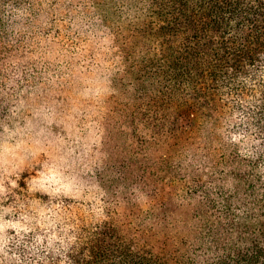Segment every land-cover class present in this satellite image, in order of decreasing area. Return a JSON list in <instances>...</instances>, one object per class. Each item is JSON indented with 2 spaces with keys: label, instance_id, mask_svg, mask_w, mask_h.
I'll use <instances>...</instances> for the list:
<instances>
[{
  "label": "trees",
  "instance_id": "trees-1",
  "mask_svg": "<svg viewBox=\"0 0 264 264\" xmlns=\"http://www.w3.org/2000/svg\"><path fill=\"white\" fill-rule=\"evenodd\" d=\"M71 2L100 40L73 64L111 91L104 144L120 156L97 174L99 202L45 198L50 234L0 264H264V0ZM42 9L0 0V62Z\"/></svg>",
  "mask_w": 264,
  "mask_h": 264
},
{
  "label": "rangeland",
  "instance_id": "rangeland-1",
  "mask_svg": "<svg viewBox=\"0 0 264 264\" xmlns=\"http://www.w3.org/2000/svg\"><path fill=\"white\" fill-rule=\"evenodd\" d=\"M42 1L36 36L0 62V252H18L22 242L50 234L48 226L36 227L41 217L50 224L45 217L55 211L45 198L99 202L105 190L97 174L111 152L120 156L115 141L110 149L104 144L111 91L98 82L96 64H83L84 72L73 64V50L98 51L99 36L75 25L71 0L56 9L52 0ZM51 10L59 12L58 23ZM8 64H16L19 74Z\"/></svg>",
  "mask_w": 264,
  "mask_h": 264
}]
</instances>
